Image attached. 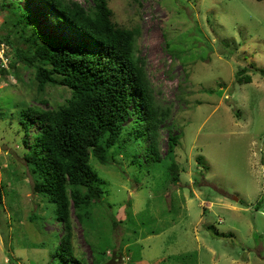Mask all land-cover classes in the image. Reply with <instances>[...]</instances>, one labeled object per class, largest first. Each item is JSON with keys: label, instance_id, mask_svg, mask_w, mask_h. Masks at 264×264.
<instances>
[{"label": "rangeland", "instance_id": "obj_1", "mask_svg": "<svg viewBox=\"0 0 264 264\" xmlns=\"http://www.w3.org/2000/svg\"><path fill=\"white\" fill-rule=\"evenodd\" d=\"M107 1L118 26L140 30L137 53L155 101L171 109L159 129L161 157L168 133L179 134L181 173L173 182L164 161L147 164L145 140L138 164L124 151L106 165L92 157L106 188L93 217L96 227L113 228L116 247L94 254L101 227H83L71 206L74 258L66 264H158L171 255L186 256L176 264H264V0ZM18 6L41 33L72 50L96 47L45 0H0V37L11 41L0 40V264H60L51 241L66 231L34 191L25 160L23 139L32 143L41 127L25 132L20 112L56 107L70 92L55 85L39 92L33 66L12 71L22 31L14 24ZM245 66L252 81L240 83ZM34 214L44 220L35 222ZM114 219L122 221L112 227Z\"/></svg>", "mask_w": 264, "mask_h": 264}, {"label": "trees", "instance_id": "obj_2", "mask_svg": "<svg viewBox=\"0 0 264 264\" xmlns=\"http://www.w3.org/2000/svg\"><path fill=\"white\" fill-rule=\"evenodd\" d=\"M45 1L60 19L96 47V50H89L80 45L72 50L52 35L41 33L21 6L13 8L19 12L14 24L22 27L18 45L14 47V60L10 62L14 74H19V63L33 66V81L39 92L48 85L62 86L70 92L56 107L30 105L22 107L20 112L25 132L28 133L35 123L41 127L32 143L27 137L23 139L28 147L25 160L34 174V191L49 200L57 221L66 231L63 235L54 233L51 241V257L56 260L59 257V263L66 264L74 258L71 206L83 227H101L99 244H91L94 254L104 255L116 247L113 228L106 229L103 223L96 227L93 217V206L101 201L106 188L91 158L106 165L124 151L131 156L133 164H138L137 146L145 140L148 142L147 164L164 161L168 179L176 182L181 173L175 160L180 135L168 133L167 153L161 157L159 129L171 109L155 101L144 59L137 53L139 28L118 26L107 0H91L88 8L77 0ZM29 27L32 30L27 33ZM0 40L11 42L10 34ZM253 65L251 63L250 68ZM248 68L245 66L238 71L240 83L252 81ZM260 72L264 76V70ZM42 100L47 103L46 99ZM134 115L131 125H126ZM33 217L37 219L35 222L44 220L35 214ZM121 221L114 219L112 227ZM176 260L187 262L185 255H171L158 264H176ZM191 260H194L192 253Z\"/></svg>", "mask_w": 264, "mask_h": 264}]
</instances>
